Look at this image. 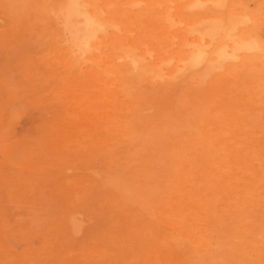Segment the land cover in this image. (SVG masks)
<instances>
[{"label": "bare ground", "instance_id": "1", "mask_svg": "<svg viewBox=\"0 0 264 264\" xmlns=\"http://www.w3.org/2000/svg\"><path fill=\"white\" fill-rule=\"evenodd\" d=\"M1 12L9 20L3 30L8 35H18L30 23L55 28L50 30L51 45L60 52L58 63H64L58 75L71 78L67 89L74 95L70 114L75 115L66 128H55L57 149L69 142L88 148L80 135L85 131L83 139L95 140L97 132L107 138L126 130L135 141L132 110L153 99L148 94L141 101L146 83L168 86L208 74L214 85L211 95L203 94L208 98L201 108L208 109L202 116L220 118L222 130L203 135L201 114L195 111L196 147L183 139L171 153L173 161L164 160L161 183L170 178L177 183L156 190L144 186L142 200L137 198L136 209L144 215L140 230L149 229L151 247L137 251L139 259L126 264H264L259 253L264 250V225L255 235L241 229L227 233L218 216L229 213L238 222L258 206L239 199L228 203L237 196L255 201L253 189L261 180L244 175L242 182L236 181L244 153L232 144L236 135H228L227 127H233L235 103L244 105L264 93V0H0ZM144 40H151L154 49ZM233 84L239 85L232 103L224 107V100L208 101L218 86L226 93ZM180 154L186 156L183 161ZM209 216H218L212 229L195 224ZM67 225L75 234L82 222L73 212ZM96 251L87 254L89 259Z\"/></svg>", "mask_w": 264, "mask_h": 264}, {"label": "rangeland", "instance_id": "2", "mask_svg": "<svg viewBox=\"0 0 264 264\" xmlns=\"http://www.w3.org/2000/svg\"><path fill=\"white\" fill-rule=\"evenodd\" d=\"M4 16L1 12L0 264H126L129 259H139L137 251L151 247L149 229L144 226L140 230L144 215L136 209L142 189L177 183L172 178L161 183L164 160L173 161L171 153L183 139L196 147V126L191 121L196 110L201 114L203 135L222 130L220 118L202 116L208 109L201 108L203 99L208 98L203 94L207 91L211 95L212 78L208 74L197 78L195 74L188 82L180 80L168 86L146 83L141 101L145 102L148 94L153 99L132 110L137 120L132 124L137 132L135 141L128 139L126 130L107 138L97 132L95 140L83 139L85 131L81 139L92 147L69 142L66 147L59 143L57 149L55 128H66L68 118L75 115L70 114L74 95L67 89L71 78L58 75L64 63H58L60 52L51 45L50 30L55 28L30 23L18 35H8L3 32L9 23ZM144 44L154 49L151 40H144ZM238 85L233 84L226 93L218 86L208 101L221 99L226 107L233 102L229 99L235 96ZM231 113L233 127H227V132L236 135L232 144L244 153L237 163L243 168L230 164L237 168L235 179L242 182L248 175L261 182L253 189L255 201L237 196L228 203L239 199L258 206L251 208L255 211L248 213L249 218L238 222L229 213L218 216L227 233L241 229L255 235L264 225V93L244 105L238 101ZM182 154L180 161L186 157ZM201 155L205 158V150ZM73 212L82 222L81 231L75 234L67 225ZM218 216L195 224L212 229ZM90 251H96L91 259L87 256ZM259 253L264 260V250Z\"/></svg>", "mask_w": 264, "mask_h": 264}]
</instances>
